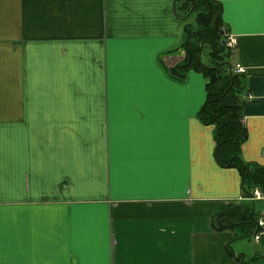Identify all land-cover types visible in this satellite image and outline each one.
Segmentation results:
<instances>
[{"label":"crops","instance_id":"1","mask_svg":"<svg viewBox=\"0 0 264 264\" xmlns=\"http://www.w3.org/2000/svg\"><path fill=\"white\" fill-rule=\"evenodd\" d=\"M177 1L0 0V264H261L262 234L247 259L214 221L242 180L198 120L207 80L169 73ZM214 1L264 167V0Z\"/></svg>","mask_w":264,"mask_h":264},{"label":"trees","instance_id":"2","mask_svg":"<svg viewBox=\"0 0 264 264\" xmlns=\"http://www.w3.org/2000/svg\"><path fill=\"white\" fill-rule=\"evenodd\" d=\"M177 4L178 17L183 24V44L179 50L170 53L182 50L183 59L171 67L169 73L175 79L183 80L190 71H196L207 80V98L198 113V120L214 128L217 164L225 169H238L242 180L244 201L220 211L214 221L221 226L218 230H240L241 235L231 242L258 234L264 236V226H259L260 219H264L263 212H257V202L252 201L255 191L264 196V167L247 163L241 155L247 139L242 105L244 73H234L230 63L232 52L225 44L221 4L214 0H178ZM205 49L209 64L202 61ZM254 259L264 264L263 254H257Z\"/></svg>","mask_w":264,"mask_h":264},{"label":"rangeland","instance_id":"3","mask_svg":"<svg viewBox=\"0 0 264 264\" xmlns=\"http://www.w3.org/2000/svg\"><path fill=\"white\" fill-rule=\"evenodd\" d=\"M208 50L205 49L202 57V61L204 64H209V58H208ZM230 63H234L233 59H230ZM264 210V204L258 203L256 206L257 212H263ZM232 249L237 254H245L247 256V259H250L252 257V254L260 248V245L257 241H255L254 238L252 239H244V240H238L231 243Z\"/></svg>","mask_w":264,"mask_h":264},{"label":"built area","instance_id":"4","mask_svg":"<svg viewBox=\"0 0 264 264\" xmlns=\"http://www.w3.org/2000/svg\"><path fill=\"white\" fill-rule=\"evenodd\" d=\"M225 37H226L225 44L227 45V47L229 49H234L236 47V40H235V38L233 36L228 35V34H225ZM233 71H234V73H237V74H243V73L246 72V69L242 65L237 64L235 66V68L233 69ZM252 200H261V201H264V196L259 191H255L254 197L252 198ZM263 215H264V210H263ZM259 226L260 227H263L264 226V220L263 219H260ZM260 235L261 234H258L255 237L256 240H259L260 239Z\"/></svg>","mask_w":264,"mask_h":264},{"label":"water","instance_id":"5","mask_svg":"<svg viewBox=\"0 0 264 264\" xmlns=\"http://www.w3.org/2000/svg\"><path fill=\"white\" fill-rule=\"evenodd\" d=\"M253 201V200H252ZM255 202H257V203H262L260 200H254Z\"/></svg>","mask_w":264,"mask_h":264}]
</instances>
